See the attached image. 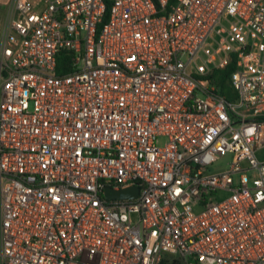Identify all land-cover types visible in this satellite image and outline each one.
Instances as JSON below:
<instances>
[{"label":"built area","instance_id":"built-area-1","mask_svg":"<svg viewBox=\"0 0 264 264\" xmlns=\"http://www.w3.org/2000/svg\"><path fill=\"white\" fill-rule=\"evenodd\" d=\"M263 146L264 0L8 1L0 264H264Z\"/></svg>","mask_w":264,"mask_h":264},{"label":"trees","instance_id":"trees-1","mask_svg":"<svg viewBox=\"0 0 264 264\" xmlns=\"http://www.w3.org/2000/svg\"><path fill=\"white\" fill-rule=\"evenodd\" d=\"M67 61H68L67 50L65 49L59 50L56 56V70L57 71L63 70L65 63H67ZM232 68H233L232 63H228L223 68L214 71V73L212 74L213 79L215 81L216 92L225 96H231L233 94L227 82L228 73ZM162 264H184V263L181 261V259L178 256L172 255L166 259L164 258Z\"/></svg>","mask_w":264,"mask_h":264},{"label":"rangeland","instance_id":"rangeland-1","mask_svg":"<svg viewBox=\"0 0 264 264\" xmlns=\"http://www.w3.org/2000/svg\"><path fill=\"white\" fill-rule=\"evenodd\" d=\"M197 61L199 62V59H197ZM159 141L161 142V139H159ZM255 155H256V157H258L260 159H264V146L260 147L259 149H257L255 151ZM230 160H231V154L225 153V154L221 155L220 157H218L216 160H214L208 166V168L210 170L224 168V167H226L228 165V162ZM215 195L217 197H221L222 195H224V192L223 191H218V192L215 193Z\"/></svg>","mask_w":264,"mask_h":264},{"label":"water","instance_id":"water-1","mask_svg":"<svg viewBox=\"0 0 264 264\" xmlns=\"http://www.w3.org/2000/svg\"><path fill=\"white\" fill-rule=\"evenodd\" d=\"M103 192L104 195L106 196L131 197L136 194L137 186L129 185V186L120 187L118 189H110L109 187H105Z\"/></svg>","mask_w":264,"mask_h":264},{"label":"crops","instance_id":"crops-1","mask_svg":"<svg viewBox=\"0 0 264 264\" xmlns=\"http://www.w3.org/2000/svg\"><path fill=\"white\" fill-rule=\"evenodd\" d=\"M8 1L9 0H0V21L5 17Z\"/></svg>","mask_w":264,"mask_h":264}]
</instances>
